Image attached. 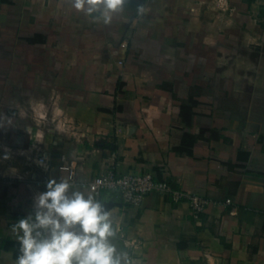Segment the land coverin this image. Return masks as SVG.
I'll list each match as a JSON object with an SVG mask.
<instances>
[{
	"label": "crops",
	"instance_id": "obj_1",
	"mask_svg": "<svg viewBox=\"0 0 264 264\" xmlns=\"http://www.w3.org/2000/svg\"><path fill=\"white\" fill-rule=\"evenodd\" d=\"M216 1L128 0L104 25L70 0H0V264L62 157L69 194L113 169L212 201L197 219L159 191L93 195L133 264H264V0Z\"/></svg>",
	"mask_w": 264,
	"mask_h": 264
},
{
	"label": "clouds",
	"instance_id": "obj_2",
	"mask_svg": "<svg viewBox=\"0 0 264 264\" xmlns=\"http://www.w3.org/2000/svg\"><path fill=\"white\" fill-rule=\"evenodd\" d=\"M70 2L93 22L109 25L128 0ZM71 187L67 178L49 179L46 190L34 196V213L12 225L19 244L15 264H133L112 243L119 228L111 213L91 193L69 194Z\"/></svg>",
	"mask_w": 264,
	"mask_h": 264
},
{
	"label": "built area",
	"instance_id": "obj_3",
	"mask_svg": "<svg viewBox=\"0 0 264 264\" xmlns=\"http://www.w3.org/2000/svg\"><path fill=\"white\" fill-rule=\"evenodd\" d=\"M214 5L221 11L229 10L227 0H217ZM38 161L41 162L40 164L46 165L48 163L47 155L40 156ZM59 169L66 173L70 183L75 182L76 165L73 161H67L65 157H62ZM88 189L94 196H99L103 192H119L125 202L136 207L143 204L148 194L159 191L172 196L173 200L177 202L187 200L197 219L212 204V201L197 194L175 191L168 182L157 180L151 172L120 174L109 169L93 178L88 184ZM231 202V199L227 200V204H231ZM232 213H235V209L232 210Z\"/></svg>",
	"mask_w": 264,
	"mask_h": 264
},
{
	"label": "water",
	"instance_id": "obj_4",
	"mask_svg": "<svg viewBox=\"0 0 264 264\" xmlns=\"http://www.w3.org/2000/svg\"><path fill=\"white\" fill-rule=\"evenodd\" d=\"M111 207H112L111 204L108 205V206L106 207V210H110Z\"/></svg>",
	"mask_w": 264,
	"mask_h": 264
}]
</instances>
